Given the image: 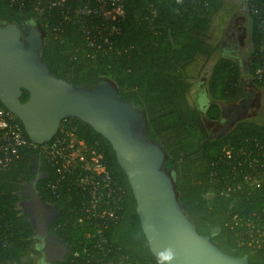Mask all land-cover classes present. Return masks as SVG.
<instances>
[{
	"label": "trees",
	"instance_id": "1",
	"mask_svg": "<svg viewBox=\"0 0 264 264\" xmlns=\"http://www.w3.org/2000/svg\"><path fill=\"white\" fill-rule=\"evenodd\" d=\"M223 1L124 0V14L111 51L95 57L89 56L90 49L76 25L69 24L63 32L53 35L31 8L19 9L7 0H0V19L17 23L32 20L42 26L46 32L42 59L56 76L86 88L109 79L122 99L140 105L146 116L147 136L165 151L166 169L176 174L178 201L196 229L209 234L211 241L225 253L245 254L248 264H264V248L237 247L234 232L226 225L231 211L247 216L261 211L263 193L257 190L248 197L205 196L211 186L210 174L213 171L221 174L229 167L226 150L233 153L238 147L249 145L252 139L264 146V120L239 118L228 131L216 135L218 126L228 119L231 105L246 94L243 74L263 90L264 103V75L259 78L256 74L264 61V46L260 49L264 40V0L245 2L252 46L245 70L230 58H217L203 79L209 101L199 108L190 98L186 67L198 59L206 65L215 54L218 43L212 42V24ZM26 99L27 92L23 90L20 100ZM68 121L74 125L78 138L99 149L107 169L124 189L119 219L110 232L113 245L133 263L163 264L149 250L128 180L109 142L76 118L63 119L60 125ZM33 163L47 174L36 184L42 200L59 209V215L50 223V232L68 244V254L82 239L83 229L73 223L76 190L64 189L58 197L47 191L46 182L56 177L54 168L38 150L23 147L18 157L0 172V224H5L2 230L6 229L10 236L7 246L0 244V264H42L32 224L17 206L20 188L34 175Z\"/></svg>",
	"mask_w": 264,
	"mask_h": 264
},
{
	"label": "water",
	"instance_id": "2",
	"mask_svg": "<svg viewBox=\"0 0 264 264\" xmlns=\"http://www.w3.org/2000/svg\"><path fill=\"white\" fill-rule=\"evenodd\" d=\"M45 36L38 22L0 19V103L18 119L29 141H49L69 117L86 123L109 142L128 180L141 230L155 258L163 264H248L247 255L225 253L184 213L176 174L166 169L165 151L147 136L144 109L122 99L109 79L86 88L53 74L42 59ZM23 90L25 101L20 100ZM234 122L230 120L216 135L228 131ZM24 194L30 199L22 202L21 211L39 241L40 262L59 263L69 251L68 244L49 229L59 209L42 200L36 184Z\"/></svg>",
	"mask_w": 264,
	"mask_h": 264
},
{
	"label": "built area",
	"instance_id": "3",
	"mask_svg": "<svg viewBox=\"0 0 264 264\" xmlns=\"http://www.w3.org/2000/svg\"><path fill=\"white\" fill-rule=\"evenodd\" d=\"M19 9L29 7L41 16L45 27L57 35L69 24L76 25L89 56L107 54L119 31L118 23L124 14V0H7ZM257 9L254 8L253 12ZM155 11L152 10V14ZM264 46V40L261 48ZM264 75V61L256 69ZM23 147L38 150L56 173L45 189L59 196L64 189L76 190L73 223L83 229L80 244L56 264H141L133 263L127 254L113 245L110 232L119 219L124 189L107 169L102 153L95 145L87 144L75 134L71 121L59 126L57 133L43 144L29 141L18 119L0 107V172L18 157ZM228 166L221 174H210L211 186L205 196H251L260 190L264 195V146L256 140L225 151ZM4 225V226H3ZM0 224V244L7 246L9 237L5 224ZM234 232L237 247L264 248V208L250 216L231 211L226 222ZM4 231V232H3ZM65 260V262H64ZM151 264V263H144Z\"/></svg>",
	"mask_w": 264,
	"mask_h": 264
},
{
	"label": "rangeland",
	"instance_id": "4",
	"mask_svg": "<svg viewBox=\"0 0 264 264\" xmlns=\"http://www.w3.org/2000/svg\"><path fill=\"white\" fill-rule=\"evenodd\" d=\"M246 0H224L222 9L216 14L212 24V42L218 43V48L215 54L210 58L206 65H202L203 60L198 59L193 64L186 67V74L191 84L190 98L194 103L195 87H201V81L206 74V70L211 64L219 57H227L234 61H239V64H243L251 52L252 46L249 42V35L243 37L242 31L240 32V40L236 36L235 24H240L241 27L248 29L249 17L246 16L245 21H242L244 16V9L246 7ZM247 32V31H246ZM232 36H230V34ZM246 80L248 76L243 74ZM205 79V78H204ZM202 88V87H201ZM252 95L250 98V109L242 111L239 114L241 119H252L255 121L264 120V103H263V90L261 88ZM200 91V90H198ZM201 92V91H200ZM199 92V93H200ZM198 95V93H197ZM233 106V105H231ZM232 108V107H231Z\"/></svg>",
	"mask_w": 264,
	"mask_h": 264
},
{
	"label": "flooded vegetation",
	"instance_id": "5",
	"mask_svg": "<svg viewBox=\"0 0 264 264\" xmlns=\"http://www.w3.org/2000/svg\"><path fill=\"white\" fill-rule=\"evenodd\" d=\"M248 16L249 17V13H248V10L245 8L244 9V16L241 18L242 21L244 22L245 21V18ZM24 23V22H22ZM235 27H236V36H237V39L240 40V32L242 31V35L243 37L247 34L249 35V31H250V26L248 25V29H246L245 27H241L240 24L236 23L235 24ZM247 31V32H246ZM233 33L230 34V36H232ZM250 42V40H249ZM236 63H238L240 69L242 71L245 70V65L246 63H243V64H239V61H235ZM244 62H245V59H244ZM207 72V70H206ZM205 76H203V79H204ZM202 79L201 81V87H195V91H197L196 95H194V104L199 107V108H203L206 103L209 101V96H208V93L206 92V88L204 87V80ZM245 82V96L240 99L238 102L234 103L232 108H229V115H228V119L226 120L225 124L222 126H218V130H220L222 127H224L225 125H227L230 120L231 121H236L237 119H239V114H242L243 112L242 111H246L248 109H250L249 107L251 106V103L249 100L250 98L252 97L253 94H255L256 91H258L257 87L255 85H253L249 80H244ZM200 90V91H198ZM200 92V93H199ZM252 99V98H251ZM218 125V124H217ZM31 170L34 172V175L32 176V178L27 182V184H25V187L24 188H20V191H19V201L17 203V206L21 209L22 208V202L24 201H27L30 199V195L29 194H24V191H26L27 187H30V185L33 183V184H37V182L40 180V179H43L44 177H42V174L44 173L43 170H41L36 164H32L31 166Z\"/></svg>",
	"mask_w": 264,
	"mask_h": 264
}]
</instances>
